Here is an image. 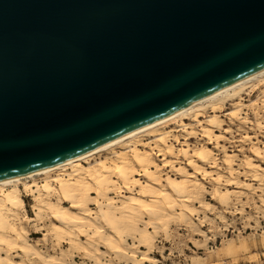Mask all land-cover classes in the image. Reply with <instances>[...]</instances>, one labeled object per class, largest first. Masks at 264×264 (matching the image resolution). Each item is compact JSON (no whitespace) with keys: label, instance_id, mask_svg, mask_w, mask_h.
Returning <instances> with one entry per match:
<instances>
[{"label":"water","instance_id":"95a60500","mask_svg":"<svg viewBox=\"0 0 264 264\" xmlns=\"http://www.w3.org/2000/svg\"><path fill=\"white\" fill-rule=\"evenodd\" d=\"M264 69V0H0V181Z\"/></svg>","mask_w":264,"mask_h":264},{"label":"bare ground","instance_id":"6f19581e","mask_svg":"<svg viewBox=\"0 0 264 264\" xmlns=\"http://www.w3.org/2000/svg\"><path fill=\"white\" fill-rule=\"evenodd\" d=\"M258 100L264 102V69L80 157L0 181V264H71L62 253L40 252L29 238L25 224L37 227L44 219L50 222L44 236L81 247L83 259L93 264L155 263L157 232L167 233L174 219L195 229L192 217L208 207L206 194L228 209L231 198L250 189L264 193ZM234 119L237 130L254 129L239 140L249 146L239 163L222 144L233 129L224 127L226 121ZM195 137L200 142L190 143ZM20 186L33 200L32 216Z\"/></svg>","mask_w":264,"mask_h":264},{"label":"rangeland","instance_id":"374dc122","mask_svg":"<svg viewBox=\"0 0 264 264\" xmlns=\"http://www.w3.org/2000/svg\"><path fill=\"white\" fill-rule=\"evenodd\" d=\"M257 102L259 110L262 111V120H264V102L261 100ZM244 111L248 112L251 119L253 118L249 108ZM239 125L236 119L233 123L226 121L224 127L233 129L227 136L229 139L222 142L227 153L233 155L236 152L238 163L248 154L249 148L241 143L239 145L240 138L243 139L247 134L254 132V129L249 128L250 125L244 130H237ZM169 126L174 127L175 125ZM199 140V137H195L189 141L198 143ZM219 156H222V153H219ZM241 179H243V174H241ZM205 183L207 190H211L212 183L207 180ZM20 188L25 202L26 215L32 216L30 206L33 200L25 194L22 186ZM260 195L264 198V193L250 189L249 194L239 200L231 198L233 200L230 201L228 210L223 208L216 199H211L210 194H206L204 200L208 207L200 209L199 213L192 217L195 229L182 224L179 219L172 220L167 233L159 230L156 234L151 251V256L156 259V262L143 264H264V205L261 204ZM37 224V227L33 223L25 224V226L29 238L40 252L51 257H60L62 253L71 264H93L83 259L85 255L81 247H72L68 242L57 240L50 234L44 236L45 229L50 224L48 219ZM106 250L108 251L105 248L104 251ZM124 263L116 262V264ZM35 264H37L36 260ZM104 264L115 263L108 261ZM127 264L131 263L127 262Z\"/></svg>","mask_w":264,"mask_h":264}]
</instances>
